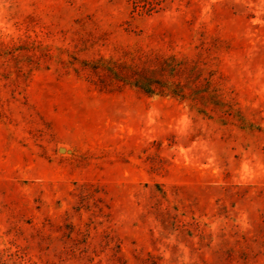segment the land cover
Segmentation results:
<instances>
[{
    "label": "rangeland",
    "instance_id": "obj_1",
    "mask_svg": "<svg viewBox=\"0 0 264 264\" xmlns=\"http://www.w3.org/2000/svg\"><path fill=\"white\" fill-rule=\"evenodd\" d=\"M0 264H264V0H0Z\"/></svg>",
    "mask_w": 264,
    "mask_h": 264
},
{
    "label": "water",
    "instance_id": "obj_2",
    "mask_svg": "<svg viewBox=\"0 0 264 264\" xmlns=\"http://www.w3.org/2000/svg\"><path fill=\"white\" fill-rule=\"evenodd\" d=\"M60 150H61V151H63L64 149H63V148H61Z\"/></svg>",
    "mask_w": 264,
    "mask_h": 264
}]
</instances>
